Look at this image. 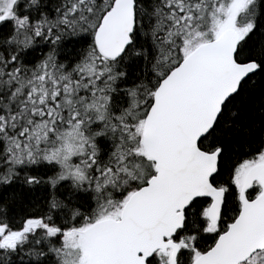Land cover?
Returning a JSON list of instances; mask_svg holds the SVG:
<instances>
[{
  "label": "snow or ice",
  "instance_id": "6c2138e0",
  "mask_svg": "<svg viewBox=\"0 0 264 264\" xmlns=\"http://www.w3.org/2000/svg\"><path fill=\"white\" fill-rule=\"evenodd\" d=\"M0 264H264V0H0Z\"/></svg>",
  "mask_w": 264,
  "mask_h": 264
}]
</instances>
